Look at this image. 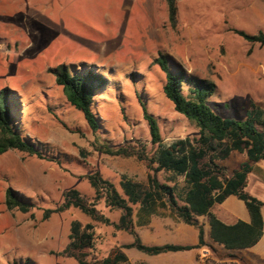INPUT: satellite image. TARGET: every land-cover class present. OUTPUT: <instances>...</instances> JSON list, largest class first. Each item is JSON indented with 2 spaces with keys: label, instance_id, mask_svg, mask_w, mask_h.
I'll return each mask as SVG.
<instances>
[{
  "label": "rangeland",
  "instance_id": "rangeland-1",
  "mask_svg": "<svg viewBox=\"0 0 264 264\" xmlns=\"http://www.w3.org/2000/svg\"><path fill=\"white\" fill-rule=\"evenodd\" d=\"M178 18L173 26L166 0H0V90L17 91L22 101L18 128L46 156L18 150L0 155V264H78L59 254L70 240L73 220L96 226L91 259L103 258L133 240L130 233L96 222L78 208L48 219L43 213L61 204L69 189L93 197L94 188L86 178L92 173L99 172L121 192L122 175L147 179L144 162L96 150L103 143L141 144L150 155L157 149L142 103L157 118L164 145L199 135L196 123L165 95L166 75L158 58H165L177 75L184 70L192 79L215 83L208 102L224 117L242 119L251 102L264 105V45L252 44L231 30L264 31V0H179ZM59 65L72 72L94 71L107 80L95 92L94 107L101 117L98 134L56 83L54 69ZM246 159L236 152L226 164L232 170ZM260 166L264 162L249 173L246 191L264 202ZM159 178L164 180V174ZM9 187L36 207L27 213L9 210ZM229 197L213 207L214 214L222 219L231 210L249 213L244 200ZM97 207L118 221L120 210L104 200ZM199 221L206 245L159 255L124 249L131 264H252L244 255L258 256L252 249H244L243 255L213 242L208 218ZM137 230L145 242H191L198 236L195 226L164 210ZM258 260L264 263V258Z\"/></svg>",
  "mask_w": 264,
  "mask_h": 264
},
{
  "label": "trees",
  "instance_id": "trees-1",
  "mask_svg": "<svg viewBox=\"0 0 264 264\" xmlns=\"http://www.w3.org/2000/svg\"><path fill=\"white\" fill-rule=\"evenodd\" d=\"M166 1L170 23L177 26L179 0ZM231 30L252 44L264 45V31L251 34L242 29ZM157 62L166 75L163 86L165 95L179 113L196 123L199 135L164 145L157 118L142 103L152 143L157 145L151 155L141 144L113 147L103 143L96 147V150L111 156L135 157L145 163L148 173L145 181L122 175V192L99 172L92 173L86 178L94 188L93 197L82 194L78 189H69L65 191L61 204L45 209L43 218L48 219L54 213L78 208L92 220L113 225L116 231H125L133 236L132 242L114 247L107 256L91 259L97 240L96 226L92 222L73 220L70 240L59 254L74 258L78 264H131L124 250L130 248L149 255L200 248L207 244L204 226L199 221L202 216L208 218L211 239L229 250L250 248L264 234V202L246 191L249 173L257 163L264 162V105L251 102L246 117L242 119L224 117L208 102L216 90L215 83L197 77L192 79L184 70L177 75L170 70L165 58H158ZM54 74L56 83L63 88L69 103L83 114L90 129L98 134L101 117L94 107L95 92L107 80L94 71L72 72L65 65L56 67ZM21 110L22 101L17 91L9 87L1 89L0 155L18 150L45 159V154L32 138L24 137L18 128L17 119ZM236 152L245 154L247 159L231 170L226 161ZM160 173L164 174V180L159 178ZM231 195L244 200L251 216L250 221L239 219L234 224H228L214 214L213 207ZM27 199L12 187L6 190V206L9 210L32 211L36 204ZM102 200L111 209L121 211L118 221H113L98 209L97 205ZM162 210L195 226L199 232L198 243H145L137 226L149 224L152 217L159 215Z\"/></svg>",
  "mask_w": 264,
  "mask_h": 264
},
{
  "label": "crops",
  "instance_id": "crops-1",
  "mask_svg": "<svg viewBox=\"0 0 264 264\" xmlns=\"http://www.w3.org/2000/svg\"><path fill=\"white\" fill-rule=\"evenodd\" d=\"M258 169L261 171L262 170V173H260L261 175H264V167H258ZM233 195H231L230 197H232ZM229 197V198H230ZM227 199V201H230L232 199ZM218 216V215H217ZM263 216H264V208H263ZM219 217V216H218ZM220 218V217H219ZM221 219V218H220ZM239 219H242V220H245V221H250L251 220V216H250V213H248L246 211V215H242V214H239L238 212L234 211V210H231V211H228L227 213H223L222 215V219L224 222L228 223V224H234L236 223ZM149 225V224H147ZM145 225V226H147ZM189 225V224H188ZM205 229V228H204ZM138 231V230H137ZM209 232H210V228H209ZM139 233V232H138ZM199 234V232H197V235ZM141 236V235H140ZM142 237V236H141ZM211 238V237H210ZM143 239V238H142ZM212 240V239H211ZM133 241V240H132ZM131 241V242H132ZM144 241V240H143ZM213 241V240H212ZM145 242V241H144ZM214 242V241H213ZM147 244H163V243H168V242H145ZM171 243H174V242H171ZM175 243H179V244H196L198 243V236L195 240L191 241V242H182V241H178V242H175ZM216 243V242H215ZM218 244V243H217ZM220 245V244H219ZM222 246V245H221ZM225 248V247H224ZM226 249V248H225ZM246 249H252L254 251H256V255H258L257 257H254V258H249L247 257L246 255H244V249H236V250H230V251H241L244 255V257L249 261L251 262L252 264H264L261 260L259 261L258 259H263L264 258V234L262 236V238L260 239V241L250 247V248H246ZM229 250V249H227ZM188 250L186 251H178V252H187ZM167 253V252H166ZM169 253V252H168ZM163 254V253H162ZM128 255V254H127Z\"/></svg>",
  "mask_w": 264,
  "mask_h": 264
}]
</instances>
